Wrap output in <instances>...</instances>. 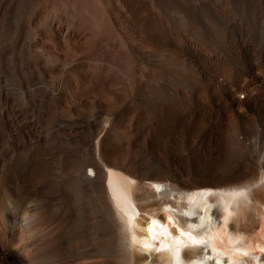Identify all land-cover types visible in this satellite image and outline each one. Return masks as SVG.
Here are the masks:
<instances>
[{
	"label": "bare ground",
	"instance_id": "1",
	"mask_svg": "<svg viewBox=\"0 0 264 264\" xmlns=\"http://www.w3.org/2000/svg\"><path fill=\"white\" fill-rule=\"evenodd\" d=\"M184 195L264 264V0H0V264L202 259Z\"/></svg>",
	"mask_w": 264,
	"mask_h": 264
}]
</instances>
